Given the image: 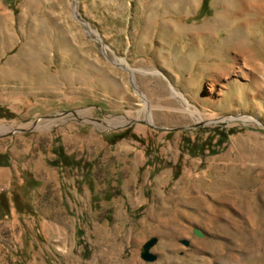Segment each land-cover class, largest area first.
I'll return each mask as SVG.
<instances>
[{"label":"rangeland","instance_id":"rangeland-1","mask_svg":"<svg viewBox=\"0 0 264 264\" xmlns=\"http://www.w3.org/2000/svg\"><path fill=\"white\" fill-rule=\"evenodd\" d=\"M184 1L0 0V264H264V0Z\"/></svg>","mask_w":264,"mask_h":264},{"label":"bare ground","instance_id":"bare-ground-1","mask_svg":"<svg viewBox=\"0 0 264 264\" xmlns=\"http://www.w3.org/2000/svg\"><path fill=\"white\" fill-rule=\"evenodd\" d=\"M184 2L186 3V6H192V4L193 5L196 4V0H185ZM234 20H236V18L234 16H230V15L228 16L226 14L225 16H218L216 19V22L214 24H208V25H205L204 27L199 28V29H185V28L182 29V28H177V27L176 28L174 27V29H176L180 33L187 34V35L191 36L192 38L211 39L212 37H214L216 35V32L218 30H220L221 27H225V26L229 27ZM122 65H124V62L122 63ZM35 68H37V66H35V64L31 60H29L28 58L27 59L24 58L21 61V67H18L16 69V72L17 73L21 72V74H22L25 71L31 72ZM128 69H130V68H128ZM245 117L246 118H244V116H240L239 118H243L244 120H249V119L255 118L254 116H245ZM114 121H116V122H114ZM114 121L112 123H114V124L116 123V125L119 124L118 120H114ZM4 130H5V128H0V132L4 131Z\"/></svg>","mask_w":264,"mask_h":264},{"label":"trees","instance_id":"trees-1","mask_svg":"<svg viewBox=\"0 0 264 264\" xmlns=\"http://www.w3.org/2000/svg\"><path fill=\"white\" fill-rule=\"evenodd\" d=\"M209 2V0H204V4H207ZM222 137L226 138L228 136H226L225 132H218ZM182 153L186 154H192V155H197L199 153H205L207 151V149L212 150V143L211 142H204V141H193L192 138L189 137H185V139L182 142ZM0 210H2V212H0V219L4 218L7 216V211L5 207H0Z\"/></svg>","mask_w":264,"mask_h":264},{"label":"water","instance_id":"water-1","mask_svg":"<svg viewBox=\"0 0 264 264\" xmlns=\"http://www.w3.org/2000/svg\"><path fill=\"white\" fill-rule=\"evenodd\" d=\"M44 118H46V116ZM44 118H39L32 125H30V127H28V128H19V129L15 130V132H29V131H32V130H34L38 126V124L40 123V121L43 120ZM98 121H101L102 122V120H98ZM196 232L200 236H204V234H203V232L201 230H197ZM157 241H158L157 238H152L151 240H149L145 244V246H144V252L142 253V257L145 260H147V261H155L158 258V256L156 254H154V253L151 252V249L156 245Z\"/></svg>","mask_w":264,"mask_h":264}]
</instances>
